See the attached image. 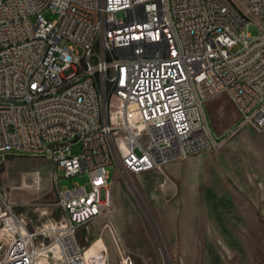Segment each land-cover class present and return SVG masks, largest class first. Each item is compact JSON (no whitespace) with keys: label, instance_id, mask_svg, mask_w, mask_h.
Returning a JSON list of instances; mask_svg holds the SVG:
<instances>
[{"label":"built area","instance_id":"2783aa9c","mask_svg":"<svg viewBox=\"0 0 264 264\" xmlns=\"http://www.w3.org/2000/svg\"><path fill=\"white\" fill-rule=\"evenodd\" d=\"M223 94L238 114L226 134L264 131V0H0V163L49 158L58 212L30 228L2 198L0 264H87L78 233L112 207L110 167L217 151L205 102ZM59 168L89 189L59 186ZM96 259L109 264L107 248Z\"/></svg>","mask_w":264,"mask_h":264},{"label":"crops","instance_id":"0c3cea01","mask_svg":"<svg viewBox=\"0 0 264 264\" xmlns=\"http://www.w3.org/2000/svg\"><path fill=\"white\" fill-rule=\"evenodd\" d=\"M208 101L205 102V113L209 124L215 132L218 130L222 134L226 127L236 121L238 114L233 108V113L237 114L234 121L223 127L217 126L216 130L206 110ZM250 131H253L251 127L243 126L238 133V140L248 144L246 140ZM258 140L264 141V134L259 135ZM248 145L247 149L243 148V152L254 158L243 165H238L234 160L240 151L236 142L225 144L218 152L204 151L183 160L171 161L161 170L132 174L141 195L154 207L156 223L163 229L166 240L172 239L171 227H180L182 232H193L195 249L192 254L181 258V264L243 262L245 237L260 224L259 217L264 216V145ZM9 154L14 156L20 153L10 151ZM44 158L53 167L51 160ZM49 175L52 180L51 170ZM118 185L121 188L119 181ZM39 190V177L36 188L23 182L21 197L10 200V192L7 202L15 206L25 204L29 201V193L33 191L39 196ZM4 194L0 187V195ZM111 195L113 205L112 188ZM49 210L26 208L17 212L25 216L28 226L33 228L39 224L46 225L57 216L56 213L52 214V209ZM99 238L93 241H98L95 246L97 255L103 248ZM202 238H209V247L201 243ZM199 243L203 246L200 247ZM38 262H43V259Z\"/></svg>","mask_w":264,"mask_h":264},{"label":"rangeland","instance_id":"374dc122","mask_svg":"<svg viewBox=\"0 0 264 264\" xmlns=\"http://www.w3.org/2000/svg\"><path fill=\"white\" fill-rule=\"evenodd\" d=\"M43 14L50 19L57 16L56 12L50 10H45ZM260 26L261 22L256 17L251 16L246 30L250 34L256 35ZM233 108V104L224 94L206 103L207 113L216 130L217 126L223 127L228 122L234 121L237 114L233 113ZM231 126L232 124L223 130L222 136L225 135V139L220 149L215 152L220 151L227 143L238 142L240 151L234 160L238 165L249 163L254 157L244 153L243 148L247 149L248 144L263 146L264 141H259L258 136L264 132H257L251 127L253 131L247 135L248 144H244L237 138L242 128L234 133L226 134V130ZM217 133L221 134L220 132ZM80 148V143L73 144L70 148V154L77 155ZM50 170L53 172V167L49 166V161L44 157H28L24 154L6 156L5 160L0 163V187L1 191L5 193L3 196L0 195V201L2 198L7 201L10 192L12 193L10 200L20 198L23 182L31 185L32 179L36 176L40 180L39 196L33 191L30 192L29 201L14 206L15 211L26 208L33 210L36 208H48L49 210L51 208L54 211L52 214L56 213L58 216L57 208L54 206L57 200L56 185L51 180ZM110 173L113 194L112 207L96 218L87 228L80 229L78 233L80 244L86 247L87 264H92V261L98 264L100 261L96 259L97 253L95 254V246L98 245V241L93 243L99 237V244L103 248H107L109 264H117L120 255L128 257L133 264H181V258L192 254L195 249L193 232L190 231V233L188 230L182 232L180 227H171L172 239L166 240L163 229L158 227L156 223L155 209L141 195L135 177L132 174H123L117 165L110 167ZM57 175L59 186L71 188L73 185H83L86 190L89 189L86 175L66 178L62 168L57 170ZM118 181L121 183V188H119ZM259 219L260 224L248 232L245 237L243 262L241 264H264V216L259 217ZM105 224H109L111 227L114 238L107 228L104 229ZM84 235H87L88 241L82 240ZM200 241L209 247V238H202ZM201 243H199L200 247L203 246Z\"/></svg>","mask_w":264,"mask_h":264},{"label":"bare ground","instance_id":"6f19581e","mask_svg":"<svg viewBox=\"0 0 264 264\" xmlns=\"http://www.w3.org/2000/svg\"><path fill=\"white\" fill-rule=\"evenodd\" d=\"M121 147H122V145H121Z\"/></svg>","mask_w":264,"mask_h":264}]
</instances>
